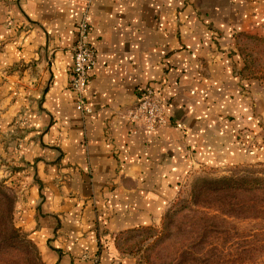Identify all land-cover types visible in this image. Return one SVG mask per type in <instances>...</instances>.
<instances>
[{
  "label": "crops",
  "instance_id": "1",
  "mask_svg": "<svg viewBox=\"0 0 264 264\" xmlns=\"http://www.w3.org/2000/svg\"><path fill=\"white\" fill-rule=\"evenodd\" d=\"M85 16L97 65L79 111ZM245 38L264 42V0L0 1V180L43 264H131L119 235L159 225L199 171L261 159L264 84ZM148 85L167 117L155 131L130 122Z\"/></svg>",
  "mask_w": 264,
  "mask_h": 264
},
{
  "label": "rangeland",
  "instance_id": "2",
  "mask_svg": "<svg viewBox=\"0 0 264 264\" xmlns=\"http://www.w3.org/2000/svg\"><path fill=\"white\" fill-rule=\"evenodd\" d=\"M241 50L249 75L264 84V42L245 38ZM259 137L262 145L251 138L252 148H263L264 134ZM240 177L264 178V150L258 161L199 171L183 185L159 225L119 235L120 254L131 264H264V192L204 194L197 201L193 196L194 185L202 180ZM0 189L15 207L13 187L0 180ZM13 213L17 231L11 237L2 233L0 264H43L37 246L17 225L15 209ZM191 255L198 260L182 261Z\"/></svg>",
  "mask_w": 264,
  "mask_h": 264
},
{
  "label": "built area",
  "instance_id": "3",
  "mask_svg": "<svg viewBox=\"0 0 264 264\" xmlns=\"http://www.w3.org/2000/svg\"><path fill=\"white\" fill-rule=\"evenodd\" d=\"M5 26L14 28L16 22L13 18L9 19ZM90 32V21L85 16L78 24L70 76V88L75 93L76 108L79 111L86 110L85 91L97 65V51L91 43ZM130 122L147 131H155L167 124L159 91L155 86L148 85L142 89L140 98L130 113ZM93 264H100L98 257L94 258Z\"/></svg>",
  "mask_w": 264,
  "mask_h": 264
},
{
  "label": "trees",
  "instance_id": "4",
  "mask_svg": "<svg viewBox=\"0 0 264 264\" xmlns=\"http://www.w3.org/2000/svg\"><path fill=\"white\" fill-rule=\"evenodd\" d=\"M264 192V178H224V179H205L199 184L194 185L193 196L195 201L204 194L235 195L237 193ZM14 209L8 195L0 189V237L8 234V237L15 235L17 228L14 225ZM166 215V214H165ZM3 233V234H2ZM7 239V238H6ZM14 245H12L13 247ZM196 262L197 257L191 255L183 258L185 262Z\"/></svg>",
  "mask_w": 264,
  "mask_h": 264
}]
</instances>
